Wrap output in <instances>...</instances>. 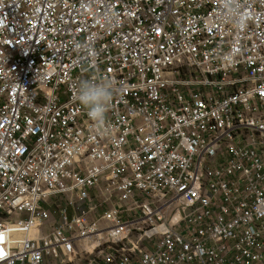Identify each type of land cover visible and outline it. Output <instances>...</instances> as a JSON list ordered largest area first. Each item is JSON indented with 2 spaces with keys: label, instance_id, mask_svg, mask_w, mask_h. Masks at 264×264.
Wrapping results in <instances>:
<instances>
[{
  "label": "built area",
  "instance_id": "1",
  "mask_svg": "<svg viewBox=\"0 0 264 264\" xmlns=\"http://www.w3.org/2000/svg\"><path fill=\"white\" fill-rule=\"evenodd\" d=\"M239 2L0 0V264H264V0Z\"/></svg>",
  "mask_w": 264,
  "mask_h": 264
},
{
  "label": "clouds",
  "instance_id": "2",
  "mask_svg": "<svg viewBox=\"0 0 264 264\" xmlns=\"http://www.w3.org/2000/svg\"><path fill=\"white\" fill-rule=\"evenodd\" d=\"M229 2V0H225ZM231 6L235 12H239L241 7L239 0H230ZM237 23H239V18ZM74 50L77 52H88L89 46L82 43H74ZM95 50H91V57H85L86 59H92L93 67H95ZM76 100L84 106L87 110L89 118L96 122L98 125L103 124L105 115L108 110V105L112 99V84L107 78L101 79L99 76L93 78H81L77 85Z\"/></svg>",
  "mask_w": 264,
  "mask_h": 264
}]
</instances>
